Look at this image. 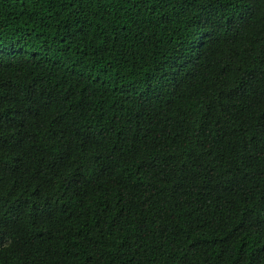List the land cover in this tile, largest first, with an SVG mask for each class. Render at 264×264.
I'll return each instance as SVG.
<instances>
[{
	"label": "trees",
	"instance_id": "trees-1",
	"mask_svg": "<svg viewBox=\"0 0 264 264\" xmlns=\"http://www.w3.org/2000/svg\"><path fill=\"white\" fill-rule=\"evenodd\" d=\"M0 264H264V0H0Z\"/></svg>",
	"mask_w": 264,
	"mask_h": 264
}]
</instances>
